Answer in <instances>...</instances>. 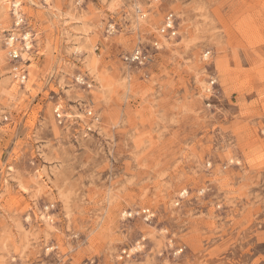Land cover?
Instances as JSON below:
<instances>
[{
	"label": "rangeland",
	"instance_id": "374dc122",
	"mask_svg": "<svg viewBox=\"0 0 264 264\" xmlns=\"http://www.w3.org/2000/svg\"><path fill=\"white\" fill-rule=\"evenodd\" d=\"M0 264H264V0H0Z\"/></svg>",
	"mask_w": 264,
	"mask_h": 264
},
{
	"label": "built area",
	"instance_id": "2783aa9c",
	"mask_svg": "<svg viewBox=\"0 0 264 264\" xmlns=\"http://www.w3.org/2000/svg\"><path fill=\"white\" fill-rule=\"evenodd\" d=\"M17 6L14 5L16 31H10L7 37V46L9 48L8 53L12 59L20 58L22 51H30L33 46V35L29 30L26 29V27H24V17L17 9ZM160 33L170 37L176 35V20L173 13L165 16L164 22L160 27ZM132 58L135 61L144 62L147 60V55L142 50H136L132 54ZM145 212L149 214L147 210H145Z\"/></svg>",
	"mask_w": 264,
	"mask_h": 264
},
{
	"label": "bare ground",
	"instance_id": "6f19581e",
	"mask_svg": "<svg viewBox=\"0 0 264 264\" xmlns=\"http://www.w3.org/2000/svg\"><path fill=\"white\" fill-rule=\"evenodd\" d=\"M15 4H17V3H15Z\"/></svg>",
	"mask_w": 264,
	"mask_h": 264
}]
</instances>
